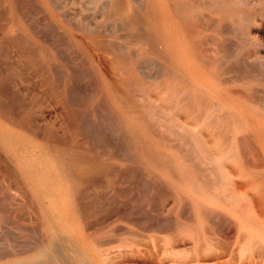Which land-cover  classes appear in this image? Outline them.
I'll list each match as a JSON object with an SVG mask.
<instances>
[{"label":"bare ground","instance_id":"bare-ground-1","mask_svg":"<svg viewBox=\"0 0 264 264\" xmlns=\"http://www.w3.org/2000/svg\"><path fill=\"white\" fill-rule=\"evenodd\" d=\"M24 1H22V4L25 3ZM252 1L40 0L42 12L46 15L45 19L48 18V22L55 26L56 30L54 26L53 30L56 33L59 32L63 35L61 36L64 37V44L67 48L65 45L64 47L60 46L61 44L54 45V47L57 48L58 52H62L63 49L61 50V47L74 51L78 61L76 62L75 58L73 60L70 59V61H75L77 64L82 62L85 65L86 71H88L91 80L94 81L95 87L91 86L93 89L91 88V92H87L89 97H84V101L82 96H80V100L79 91L76 94L79 99L74 97V102L72 101L74 98L72 99L71 95L77 92L76 89L78 90L79 88H75L77 86L73 87L75 88L74 91L69 83L58 84L61 79V73L58 74L61 69L58 68V65L56 66L59 69L56 70L58 73L53 72V69H49L48 73L45 74L48 82L43 89L44 91L48 90V95H53L52 92L54 91L61 94L62 97H59L61 98L60 102L55 105H58L59 117L57 118L56 116L57 119H55L40 116V114H37L38 110L35 102L37 100H33L32 97L27 96L16 88H11V93H9V89L4 86L2 81L8 71V69L6 71L4 68L8 66L11 68L12 64H15V67L18 66L19 58L17 59V52L16 54L14 53L15 55L11 53L13 60L10 62L12 64L10 66L9 63L4 67L5 60L2 57V51H0V242L7 243V239L3 240L8 237L7 235L11 239L9 247L0 244V264H20L25 261L37 264L36 262L40 258L39 251L50 250L53 245L56 248L58 246L60 250L66 251V253L72 250L74 252L73 257L78 260L77 264H132L134 261L133 257L136 255L134 249L126 251L124 255L118 252V243L121 242L118 234H120L121 227L116 226L115 220L118 217L114 216V213V218H111L112 221L110 220L113 225L109 229L108 234L103 237H92L90 235L92 238L89 242L80 237L75 225L76 221L80 219L86 234L95 233L94 230L98 227V224L96 225L97 222L94 223V220L90 222V217L95 212H100L105 203L111 204V206L105 204L111 210L110 212L119 213L121 208L118 211L119 208H116L118 207L116 203L121 199L122 195L125 196L127 193L126 189L122 190L119 182H125L124 179L127 177L135 179L134 176H139L138 169H142L146 177L156 176L158 181L166 178L174 185L186 189L189 193L210 198L211 201L224 205L231 212H238V218H240V215L243 218L244 215L246 216L247 213L245 214V212H249L247 191L252 188L260 192V194L264 193V188L261 187L264 182V173H253L248 171L249 168H247L248 170L244 168V163L247 160L245 161L244 157L246 155H243L246 153H242L244 148L251 146L253 139L264 143V122L260 123L259 121L261 119L264 120V97L262 94V97H260L261 92H257L256 88V85H261L264 89V60L258 64L257 68L253 65V69L257 72L256 75L253 74V77L249 76L246 78L242 76V78L239 77L236 82L232 83L228 82L229 80H224L222 74L232 71L235 65L241 69L240 66L247 59L245 58V53L253 45V42L246 36L251 32L257 15L261 13L251 9ZM19 6L21 4L18 5V8H16L17 6L12 7L16 14L19 10L21 11ZM27 6L29 7L30 5L28 4ZM30 7L32 8L33 6ZM0 16L2 18L0 20H5V17ZM35 20L38 22L37 19ZM35 20L29 19L28 22L35 30L42 33L41 35L44 39H46L45 35L48 37L49 34H52L42 28L43 26L41 27ZM11 23L13 22L11 21ZM49 25L46 26L50 27ZM3 28L5 30V26ZM4 30L3 33L5 32ZM56 33L54 34L55 36L57 35ZM0 35L2 34L0 33ZM50 38L48 37L49 41H51ZM235 38L238 39L237 42ZM4 39L8 40L7 38ZM14 39L13 37L12 40ZM16 39L19 38L17 37ZM21 39L23 38L21 37ZM5 40H0V50L1 48L3 49L2 46L4 44L7 46L8 43ZM16 41L18 42L19 40ZM21 42L18 43L21 44ZM18 43L17 45H19ZM211 47L214 48L211 49ZM40 49L33 46L28 53L22 54L26 62L25 65H31H26V68L29 66V69L30 67L34 69L36 62H46L48 59L51 60L53 58L52 53H42ZM62 54L65 55L64 52ZM22 60H20L21 63ZM56 62L54 63L55 65ZM252 63L249 62L251 64L250 68ZM54 64L52 63L53 67H55ZM18 70L15 71V74H17ZM77 72L79 73L78 70ZM54 73L55 76L59 75V78L56 77V80L58 79L57 84L54 83ZM82 73L84 74V72ZM21 75L24 74L22 73ZM43 76L41 77L44 82ZM78 76L76 77L78 78ZM202 76L211 82L200 81ZM234 77H236V74ZM77 78H74L73 81ZM229 84L235 85L240 94L237 92L235 94ZM34 85L36 86V83ZM83 87V90H87L85 86ZM257 93H259V96ZM57 96L55 95V97ZM85 98H87L86 101ZM77 100L83 102H76ZM80 106L82 107L80 108ZM69 108L80 112L78 117L75 116L77 117L75 122L68 117V114L66 115ZM75 115H77V112ZM27 136H29L28 139L26 138ZM33 138L42 140L44 145L37 146L33 143ZM154 142L157 146H154ZM166 147H171L175 151L174 155L166 152ZM255 156L259 157L258 155ZM119 161L127 164L130 168L129 172L120 171ZM228 161L233 166L235 165L234 174L229 171ZM254 164L256 166L259 165L257 162H254ZM144 175L143 177H145ZM235 176L239 178L238 185H234L233 177ZM140 177H142V173ZM161 177L162 179H160ZM257 178L262 179L259 181ZM140 179L144 180V178ZM145 187H148V185L146 186L145 184ZM143 188L142 185L141 190L144 192V197L150 196L147 191H143ZM131 190L129 189L130 193L133 194ZM123 192L126 193L124 194ZM145 193L148 195H145ZM158 193H160L159 188L154 194L157 195ZM170 193L168 194L171 196ZM128 195L126 196L129 197L130 195ZM141 195L143 194L141 193ZM133 198L135 199V197ZM161 200H158V202ZM143 201L146 200L144 199ZM155 202L157 201L155 200ZM121 205L122 207L126 206ZM137 207L139 208V206ZM156 207L154 208L156 209ZM131 209L128 208L126 210L123 208L127 213H130L135 212L136 207L134 210L133 208ZM5 212H10L11 214L14 212L19 218L26 215L27 219L23 218L25 220L29 219L34 224L30 228L32 234L29 237H24V235H20L19 231L15 230L13 235L10 233H6L5 236L2 235L3 232L5 233L9 229L8 225H17H15V220L9 221L8 228L6 227V230L3 231L6 219L3 221L2 214H5ZM198 212H203V216L208 219L210 216L208 212L214 211L207 207H201ZM213 215L211 216L214 217ZM108 216L106 218H109ZM110 216L112 217V215ZM151 216L153 217V215ZM152 217L151 220L153 219ZM212 217L208 220L213 221ZM125 218L131 220L128 216ZM165 218L167 219V217ZM10 219L13 218L10 216L8 220ZM108 220L106 219L107 222ZM169 221L168 226L172 225L169 224ZM103 225H105V222ZM165 225L167 226L166 223ZM234 226L236 225L232 224V227ZM159 227L156 229L164 230ZM170 227L173 228V225ZM215 227L218 230V224ZM165 228L167 229L168 227ZM169 228L167 229L168 231L172 230V228ZM238 229L240 230V228ZM167 230L165 233L168 236L170 233ZM172 231L173 233L170 231L171 235L173 234V237H170L172 241H169L172 248L181 244L183 240L187 241L185 238L188 239V237L186 236H191L195 239V246H209H206L209 251L203 246L208 251V254L212 252L210 251V244L217 246L216 243H213L215 237L212 239L209 234L203 237V234H199L200 230L197 226L188 225L181 220L174 225ZM21 236L25 239L23 240ZM235 236L238 241L243 239L242 241L245 243L250 239L245 232L237 231ZM215 239L214 241H216ZM222 239L217 240L220 242ZM133 240L139 245L144 242L143 239L138 240L143 241L141 243L136 242V239ZM157 240H159L158 243L160 244L161 240ZM226 241L229 242L228 240ZM149 242L151 243L152 241ZM219 242H217L218 245L221 242L223 243V241ZM230 242L229 244L227 243L228 246L226 243L221 244V247L226 245L224 247L230 250L232 245H230ZM145 243L142 245H146ZM150 243L148 245L153 242ZM131 244L129 243V245ZM184 244L186 247L187 243ZM161 245H163V242ZM245 245H242V247ZM165 246L163 245V248H161L162 246L158 245L157 247H160L162 251ZM168 246L170 245L168 244ZM188 246L186 249L191 250V247ZM217 247L219 248L220 246ZM239 248L241 249V246ZM122 249L125 248L122 246ZM155 251H158V257L160 249ZM155 251L153 250V252ZM181 251L183 252V250ZM259 251H261V248ZM156 252L153 254H156ZM218 252L221 254L220 251ZM245 252V255H247V251ZM55 253L52 252V254ZM59 253L55 254L57 257L54 256V259L57 258V262L60 260L58 255L63 256ZM190 253L192 252L190 251ZM146 254L149 255L145 250L144 255ZM181 254L183 255V253ZM185 254L181 256L185 257ZM234 254L236 255L237 252ZM256 254L258 253L256 252ZM188 255L190 256L189 253ZM200 256L202 257L201 254ZM50 259L53 261V256ZM68 259H62L63 261L61 260L59 263L67 264ZM182 259L178 256L171 260L173 264H179ZM217 261L216 263L218 264L219 261ZM57 262L55 261L54 264H57ZM159 262H161L160 259L154 258L151 263L160 264ZM234 263L236 264L235 261ZM258 263L261 264L260 262Z\"/></svg>","mask_w":264,"mask_h":264},{"label":"rangeland","instance_id":"rangeland-1","mask_svg":"<svg viewBox=\"0 0 264 264\" xmlns=\"http://www.w3.org/2000/svg\"><path fill=\"white\" fill-rule=\"evenodd\" d=\"M16 1V2H15ZM14 2H13V0L11 1V0H0V12L2 13H0V15H4V12H5V15L3 16V18L5 17V20H0V30H2V31H0V33L2 34V35H0V40H5L4 38H7L8 40L6 41L8 44H7V46H6V44H4V46L6 47V50H5V47L4 46H2L3 47V49L1 48V50L0 51H2V57L4 58V60H5V64H3V66L5 67V66H7L9 63V65L11 66V62H12V60H13V58H12V56H11V53L12 54H16V52H17V54H16V56H17V59L19 58L20 60H22V63L24 64H22L21 62H20V60L18 59V62H19V65L18 66H14L15 64H12V66H11V68H9V66L6 68H4V70H6V69H8V71H7V73H6V75H5V78L3 79V84H4V86L7 88V89H9V93H11V88H16L17 90H20L22 93H25L27 96H30V97H32L33 98V100H37V101H35L36 102V108H37V110H38V113L37 114H40V116H46V118H49V117H52V118H55V119H57L58 117H59V113H58V111H57V109H58V105L57 106H55L56 104H58L59 102H60V100H61V98H59L60 96H61V94L60 93H57V92H52L53 93V95H48V90H45L44 91V87L46 86V84H47V82L48 81H46V77H45V74L46 73H48V70L49 69H53L52 71L53 72H55V73H58V74H60L61 73V75H62V77H63V79H62V77H61V75H60V82H58V84H60V83H69L71 86H72V88L73 87H75V86H77V87H75V88H79L78 90L76 89V91L77 92H75V93H73V94H75V96H73V94L71 95V98L73 99L74 97H76V99L78 98L77 96L79 95V98H80V100H81V97L80 96H82V100L84 101V97H89L88 96V93L89 92H91V86H93V88L95 87V84H94V81L93 80H91V77L89 76V74H88V71H86L87 69L85 68V65L82 63V62H78V64L77 63H75V61L77 62L78 60V58H76V53L74 52V51H70V49H65V48H62V47H64V37H62L63 35L62 34H60L59 32H55V30H56V28H55V26L51 23V22H48L49 21V19L47 18V19H45L46 18V15L44 14V12H42V7H41V4H40V0H34V2H33V0H15ZM18 1V2H17ZM22 1H24L25 3H23L22 4ZM27 1V2H26ZM264 0H253L252 1V3H251V9H253V11H256V12H259V13H261V14H258L257 15V17H256V20H255V23L253 24V26H252V29H251V32L246 36L250 41H252L253 42V45H251L250 47L252 48H248V50H247V53H245L246 55H245V58H247V59H245L244 60V62L242 63L243 65L242 66H240L241 67V69L237 66V65H235L234 66V68L232 69V71H229V72H226V73H224V74H222V77H223V79L224 80H226V81H228V82H232V83H234V82H236V80H237V78H239V77H241L242 78V76L243 77H253L254 75L253 74H257V72H255V70L253 69L254 67H258V64H260L261 63V61L262 60H264V2H263ZM29 2V3H28ZM2 3V4H1ZM19 3V4H18ZM30 5V6H33L32 8L30 7H28L27 5L28 4ZM30 3H33V4H30ZM256 3V4H255ZM21 4V6H19V9L21 8V11L19 10V12L16 14L15 13V11H13L12 10V7H16V8H18V5H20ZM26 4V5H25ZM3 5V6H2ZM23 5V6H22ZM256 6V7H254V6ZM26 8H25V7ZM35 6V7H34ZM253 6V7H252ZM22 7H24V8H22ZM28 7V8H27ZM9 8V9H8ZM259 8V9H258ZM6 9H7V12H6ZM37 9V10H36ZM257 9V10H256ZM2 10V11H1ZM15 10V9H14ZM32 12H34V13H32ZM4 11V12H3ZM9 11V12H8ZM22 14H21V13ZM23 12H24V14H23ZM28 12V13H27ZM41 12V13H40ZM37 15H36V14ZM7 14V15H6ZM26 14V15H25ZM29 14H31V15H33V16H30L29 15V18H28V15ZM41 15H43L42 16V18H43V20H42V18H41ZM27 16V17H26ZM36 16H37V18H36ZM1 17V16H0ZM26 17V18H25ZM39 17V18H38ZM10 18V19H9ZM24 18V19H23ZM0 19H2V18H0ZM29 19L30 20H35V19H37L38 20V24H40L41 25V27L42 28H45V30H47V32H49V33H52V34H49V38L51 39V41H49L48 40V37H46V35H45V38L46 39H44L43 37H42V33L40 32V31H37V30H35V28L33 27V26H31L30 24H29ZM45 19V20H44ZM13 22V23H11V21ZM40 20H42V21H40ZM9 21H10V25H9ZM44 21H46V22H44ZM3 22H4V24H3ZM48 22V23H47ZM6 23V24H5ZM15 23V24H14ZM7 24H8V26H7ZM28 24V25H27ZM49 24H51V25H49ZM2 25V26H1ZM46 25H49L50 27H48V26H46ZM3 26H5V30H4V28H3ZM6 26H7V28H6ZM53 26H54V28H55V30H53L54 28H53ZM9 27V28H8ZM13 29H12V28ZM16 27H17V29H16ZM23 27V28H22ZM3 28V29H2ZM15 28V29H14ZM52 28V29H51ZM3 30L5 31L4 33L6 34H4L3 33ZM8 31V32H7ZM256 32V33H255ZM10 33H13V34H10ZM37 33V34H36ZM57 34L56 36L54 35V34ZM59 33V34H58ZM6 36H4V35ZM17 34V35H16ZM20 36H19V35ZM39 35V36H38ZM50 35H52V36H50ZM60 35V37H58ZM62 35V36H61ZM16 36V37H15ZM13 37L15 38L14 40H12L13 39ZM19 38V39H16V38ZM23 38V39H21L20 40V38ZM54 37H56V38H54ZM251 39H250V38ZM12 38V39H11ZM43 38V39H42ZM61 38V40H59ZM54 41H53V40ZM58 39V40H57ZM236 40V42L238 41V39L237 38H235ZM16 40H19L18 42L20 43L21 41V44H19ZM14 42V43H13ZM19 44V45H17V43ZM32 42V43H31ZM51 42V43H50ZM63 42V43H62ZM57 44H61L60 46H62L61 47V50H62V52L61 51H59L58 52V50H57V48L56 47H54V45L56 46ZM260 45V46H259ZM262 45V46H261ZM23 46H24V49H23ZM37 47V48H41L40 49V51H42V53L44 52V53H46V52H50V53H52L53 54V60L51 59V60H47L46 62H42V61H40V62H36L35 64H34V69H35V71H34V69H33V67L31 68L30 67V69H29V66H31V65H29V64H26V65H29L28 66V68H26V65H25V60H24V57H23V55L24 54H26V53H28L30 50V48H32V47ZM53 46V47H52ZM253 46V47H252ZM7 47H8V51H7ZM12 49H11V48ZM30 47V48H29ZM65 47H66V45H65ZM255 47V48H254ZM14 48H16L15 50H14ZM22 48V49H21ZM67 48V47H66ZM212 48H214V47H211V49ZM254 48V49H253ZM47 49V50H46ZM50 49V50H49ZM52 49V50H51ZM250 49V50H249ZM4 50V51H3ZM13 50V51H12ZM39 50V49H38ZM257 50V52H255ZM8 53H7V52ZM21 51V52H20ZM67 51V55L65 54V52ZM263 51V52H262ZM4 52V53H3ZM6 52V53H5ZM64 52V54L65 55H63L62 53ZM74 52V53H73ZM58 53H60V54H58ZM8 56H7V55ZM14 54V55H15ZM23 54V55H22ZM71 54V55H70ZM73 54H74V56H73ZM70 55V56H69ZM256 57H255V56ZM73 56V57H72ZM251 56V57H250ZM259 56V57H258ZM262 58H261V57ZM21 57V58H20ZM72 57V58H71ZM54 58H55V62H56V65L54 64L55 62H54ZM69 60H67V59ZM73 58H75L74 60V62H72V61H70V59L71 60H73ZM253 58V59H252ZM256 59H257V61H256ZM9 60V61H8ZM64 60V61H63ZM253 60H255V61H253ZM8 61V62H7ZM11 61V62H10ZM49 61H50V63H49ZM249 62L250 63H252V69L250 68V66H251V64H249ZM255 62V63H254ZM7 63V64H6ZM40 63V64H39ZM52 63L54 64V66L55 67H53L52 66ZM82 63V64H81ZM60 64V65H59ZM64 64H66V65H64ZM75 64V65H74ZM77 64V65H76ZM81 64V65H80ZM247 64H248V66H247ZM256 64H257V66H256ZM23 65V66H22ZM45 65V66H44ZM59 66L58 68L59 69H61V70H59L56 66ZM253 65H254V67H253ZM41 66H42V68H41ZM66 66H67V68H66ZM76 66V67H75ZM83 68H82V67ZM80 67V68H79ZM238 67V68H237ZM15 68V69H14ZM26 69V71H25V69ZM40 68H41V70H42V72H41V70H40ZM46 69V71H45V69ZM9 69H11V70H9ZM14 69V70H13ZM19 69V70H18ZM59 70L58 72L56 71V70ZM69 70V72H67L68 70ZM83 69H85V70H83ZM16 70H18V72H16L17 74H15V71ZM21 70V71H20ZM55 70V71H54ZM77 70L79 71V73L77 72ZM81 70H82V72H84V74L81 72ZM245 71V73H243L244 71ZM33 71H34V73H33ZM37 71V72H36ZM44 71V72H43ZM74 71V72H73ZM241 71H243V72H241ZM251 71H253V72H251ZM43 73L42 75H41V73ZM82 74H81V73ZM85 72H86V74H85ZM238 72V73H237ZM250 72V73H249ZM24 74V75H21V74ZM55 73H54V83H56L57 82V80H56V77L57 78H59V75H57V76H55ZM241 75H240V74ZM10 74H11V77H10ZM30 74V75H29ZM34 74V75H33ZM38 74V75H37ZM66 74V75H65ZM75 74V75H74ZM235 74H236V77H234L235 76ZM252 74V75H251ZM15 75V76H14ZM39 75H40V77H39ZM44 75V76H43ZM65 75V76H64ZM79 75V76H78ZM80 75H81V77H80ZM85 75V76H84ZM88 75V76H87ZM234 75V76H233ZM237 75H238V77H237ZM240 75V76H239ZM26 76V77H25ZM28 76V77H27ZM35 76H36V78H35ZM41 76H43L44 77V82H43V79H42V77ZM69 76V77H68ZM75 76V77H74ZM76 76H78V78L76 77ZM84 78H83V77ZM18 77V78H17ZM25 77V78H24ZM79 77H80V79H79ZM15 78V79H14ZM33 78H35V79H33ZM74 78H77V79H79L78 81H77V79H75V81H73L74 80ZM226 78V79H225ZM229 78V79H228ZM233 78H234V80H233ZM8 79V80H7ZM12 79V80H11ZM26 79V80H25ZM66 79H68V80H66ZM23 80V81H22ZM34 80V81H33ZM56 80V81H55ZM62 80V81H61ZM8 81H9V83H8ZM11 81V82H10ZM84 83H83V82ZM86 81V82H85ZM88 81L90 82L89 84H88ZM200 81H202V82H211V81H208L204 76H202L201 78H200ZM7 82V83H6ZM36 83V86L34 85ZM40 83V84H39ZM74 83V84H73ZM83 83V84H82ZM27 84V85H26ZM31 84V85H30ZM57 84V83H56ZM255 84H257V83H255ZM7 85V86H6ZM8 85H10V86H8ZM40 85V86H39ZM88 87H87V86ZM230 85V84H229ZM83 86H85V89H87V90H83L84 89V87ZM39 87V88H38ZM90 87V88H89ZM231 89H232V91L233 92H235V94H236V92L237 93H239L240 94V92H238V88L235 86V85H230L229 86ZM261 85H259V86H257L256 85V88H257V92H259L260 93V97H262V95H263V97H264V89H263V87H262V89H261ZM75 88H73L74 89V91H75ZM92 88V89H93ZM259 88V89H258ZM47 89V88H46ZM234 89V90H233ZM35 90V91H34ZM81 90H83L82 92L84 93H82L81 92ZM73 91V92H74ZM82 93H80V92ZM86 91V92H85ZM46 92V93H45ZM81 94H79V93ZM88 92V93H87ZM78 93V95L76 96V94ZM85 93H87L86 95H85ZM259 93H257L258 94V96H259ZM59 94V95H58ZM234 94V95H235ZM262 94V95H261ZM55 95L58 97H55ZM85 95V96H84ZM47 96V97H46ZM73 96V97H72ZM36 97V98H35ZM62 97V96H61ZM45 98V99H44ZM78 98V99H79ZM58 99H59V101H58ZM86 99L87 98H85V101H86ZM43 100V101H42ZM71 100V99H70ZM80 100H77L76 102H83V101H80ZM72 101H74L75 102V98H74V100H72ZM41 102V103H40ZM45 105H44V104ZM82 104H84V103H82ZM85 105V104H84ZM45 106V108H43ZM82 106H80V108H81ZM70 109V108H69ZM68 109V110H69ZM67 110V112H66V115L68 114V117L72 120V121H74L75 122V120L77 119V117H78V115H80V112L79 111H77V110H72V109H70L69 111ZM73 111H74V113H73ZM77 112V115H75L76 114V112ZM79 113V114H78ZM69 114H71L70 116H69ZM74 114V115H73ZM83 115H84V113H82ZM50 115V116H49ZM56 116H57V118H56ZM72 116H73V118H72ZM75 116H77V117H75ZM74 117H75V119H74ZM74 119V120H73ZM260 121V123H263L264 122V120L263 119H261V120H259ZM92 130V129H91ZM104 132V131H103ZM27 139L29 138V136H27L26 137ZM34 140H33V143H35L37 146H42V145H44V143L42 142V140H40V139H35V138H33ZM252 144H251V146L250 147H247V148H244V150H242V153H246V154H243V155H246V156H244L245 157V161L247 162V163H249V164H252V165H247V163L245 162L244 163V168H249V170L248 171H250V172H253V173H259V174H262V172L264 173V143L263 142H261L260 140H257V139H253L252 141ZM154 146H157V144L154 142ZM255 148H254V147ZM251 150H250V149ZM253 148V149H252ZM165 151L166 152H168V153H170V155H174V153H175V151L171 148V147H166L165 148ZM254 152V153H253ZM257 154H256V153ZM260 152V153H259ZM255 155H258L259 157H257V156H255ZM249 160H248V159ZM256 158V159H255ZM251 159V160H250ZM259 159H261V160H259ZM257 160V161H256ZM253 161V162H252ZM261 161V162H260ZM254 162H257V163H259V165L258 166H256V164H254ZM246 164V165H245ZM227 165H228V168H229V171H230V173H233L234 174V169H235V165L233 166V164L230 162V161H228L227 162ZM248 166V167H247ZM252 166V167H251ZM119 169H120V171H122V170H124V171H122V172H129L128 170H130V168L127 166V164L125 163V162H123V161H119ZM263 170V171H262ZM255 171V172H254ZM138 173H139V176H134L135 177V179H133V177L132 178H130V177H127V178H125L124 179V181L125 182H123V181H121V182H119L120 183V186H122L121 188H122V190H127L126 192H123L124 194H125V196H121V199H119L118 200V202L116 203L117 205L116 206H118V207H116L117 209L119 208V210L118 211H120V208H121V211L123 210V208L124 209H128V208H133V210L135 209V207H136V210H135V212H126V210H123L122 212L120 211L119 213L118 212H110L111 210L107 207V206H111V204H109V203H105L106 205L107 204H109V205H107V206H105V204H104V207H103V209L100 211V212H95L94 213V215L92 216V217H90V222H93V220H94V223L95 222H97L96 223V225L98 224V227L94 230V232L95 233H92V234H86V232H84V230H83V228H82V222H81V220L79 219V220H77L76 222V227H77V233H79V235H80V237L81 238H83L85 241H87V242H89L90 240H91V238L92 237H103V236H105V235H107L108 234V231H109V229L112 227V225H113V223H110V220H111V218L113 219L114 218V216H116V217H118L116 220H115V224H116V226H118L121 230L123 229V231H121L120 230V234H118V236H119V238H121V242L120 243H118V252L119 253H122V255H124V253L127 251H130L131 249H134L135 250V254L136 255H134V257H133V262H132V264H152L151 262H152V260L155 258V259H160V261L161 262H159L160 264H173V261L171 260L172 258H174V257H178V256H180L181 258H183L182 259V261L179 263V264H215L216 263V261L218 262V264H235L234 263V261L236 262V264H257L258 262H260L261 264H264V252H263V249H264V193L263 194H260V192H257L256 190H254V189H252V188H250L248 191H247V201H248V203H249V212H245V214H246V216H248V217H246L245 215H244V218H243V216H241L240 215V218H238L239 216H238V212H231L228 208H226L224 205H221V204H217V203H214V201H211L210 200V198H206V197H203V196H201V195H198V194H192V193H189L188 191H186V189H183V188H180V187H178L177 185H174L170 180H168V179H166V178H164V179H162V177L160 178V179H162V180H160V181H162V182H160V181H158L157 179V177L156 176H149V177H146V175H144V173H143V171H142V169H138ZM141 173H142V177H140V175H141ZM143 175L145 176V177H143ZM140 178H144V180L142 179H140ZM145 178H147V179H145ZM234 178V185H238L239 183V178L238 177H233ZM127 179H129V180H127ZM130 179H132V180H130ZM257 179H259V178H257ZM262 178H260L259 179V181L261 180ZM164 180V181H163ZM132 181H133V183H132ZM142 181H144V182H142ZM148 181V182H147ZM136 182V183H135ZM139 184H138V183ZM147 182V183H146ZM152 182V183H151ZM146 184V186L148 185V187H145V184ZM264 183V182H263ZM262 183V185H261V187H263L264 188V184ZM149 184H150V186H149ZM164 184H165V186H164ZM142 185H143V187L145 188H143V191L145 190V191H147L148 192V194H150V196H145L144 197V192H142ZM163 185V186H162ZM172 188H171V187ZM159 188V192L160 193H158L157 195H155L154 194V192L157 190V188ZM166 189H165V188ZM161 188V189H160ZM170 189V190H168V189ZM129 189L132 191V193L133 194H131L130 193V191H129ZM150 189V190H149ZM150 192H149V191ZM163 190H164V192H163ZM165 190H167V191H165ZM137 193H136V192ZM161 191H162V193H161ZM146 192V193H147ZM167 192V193H166ZM169 192H171L170 194H171V196L168 194ZM178 192V193H177ZM135 193V194H134ZM141 193L143 194V195H141ZM145 193V195H148V194H146ZM130 196H129V195ZM139 194V195H138ZM160 194H162L161 196H160ZM167 196H166V195ZM180 194V195H179ZM126 195H128L129 197H127ZM134 195V196H133ZM136 195V196H135ZM138 195V196H137ZM181 195H182V197H181ZM131 196H133V197H135V199L133 198V197H131ZM155 196V197H154ZM158 196V197H157ZM160 196V197H159ZM163 196V197H162ZM165 196V197H164ZM174 196V197H173ZM126 197V198H125ZM143 197V198H142ZM154 197V198H153ZM141 198V199H140ZM137 199V200H136ZM139 199V200H138ZM146 200V201H143V200ZM157 201V202H155V200ZM160 199H162L161 201H159L158 202V200H160ZM121 200V201H120ZM128 200V201H127ZM177 200V201H176ZM140 201H141V203H140ZM119 202H120V204H119ZM141 204V206H140V204ZM142 202H145V203H147V204H145V203H142ZM161 202H162V204H161ZM129 203V204H128ZM157 203V204H156ZM186 203V204H185ZM121 204H123V205H126V206H123L122 207V205ZM144 204V205H143ZM156 205V206H158V207H160L161 208V210H160V208H157L156 206H154V205ZM176 204V205H175ZM134 205V206H133ZM145 205H146V208H145ZM160 205V206H159ZM187 205V206H186ZM199 205V206H198ZM200 205H202L201 207H207V208H209V209H211V210H213L214 212H208L209 214H210V216L208 217V219H211V215H213L214 217H212L213 218V221H211V220H208L206 217H204L203 216V212H198L200 209H201V207H200ZM130 206V207H129ZM137 206H139V208L137 207ZM152 206V207H151ZM106 207H107V209H106ZM154 207H156V209L154 208ZM140 208H142V209H140ZM195 208V209H194ZM155 209V210H154ZM174 209V210H173ZM185 209V210H184ZM149 210V211H148ZM173 210V211H172ZM181 210H182V213H181ZM190 210V211H189ZM195 210V211H194ZM129 211V210H128ZM131 211H132V209H131ZM145 211V212H144ZM189 211V212H188ZM111 214H110V213ZM126 213V215H125V213ZM147 212V213H146ZM183 212H185L186 213V215H185V213H183ZM188 212V213H187ZM191 212V214H189ZM232 214H230V213ZM10 212H5V214H2V218H3V221L6 219V221H8V222H6V221H4V223H5V225H4V229H3V231L4 230H6L5 228L7 227V225L9 224V221H12V220H15L16 221V223L15 222H12V223H15V225L16 226H13V224H11V225H8L9 226V229H7V231H9V232H3L2 233V235H6V233H10L11 235H13V233H14V231L16 230V231H19L20 232V235H24V237H29L31 234H32V230L30 229L32 226H34V224H33V222L31 223V221L28 219V220H25V219H27L25 216L26 215H24L23 217L25 218H23L22 216H21V218H19L16 214H14V212H12V214L10 213ZM113 213H114V216H113ZM118 215H117V214ZM157 213V214H156ZM160 213V214H159ZM6 214H8V215H6ZM116 214V215H115ZM144 214V215H143ZM147 214V215H146ZM149 214H151V215H153V217L151 216V215H149ZM195 214V215H194ZM12 215H14L13 217H12ZM102 215H103V217H102ZM109 215V216H108ZM110 215H112V217L110 216ZM157 215V216H156ZM171 215V216H170ZM185 215V216H184ZM200 215H202V216H200ZM11 216V218H13V219H10V220H8L9 219V217ZM106 216H108L109 218H106ZM130 217L131 218V220H127L125 217ZM149 216V217H148ZM171 218H169V217ZM180 216H182V217H180ZM190 216V217H189ZM16 217H17V219H16ZM143 217V218H142ZM146 217V218H145ZM151 217L153 218L152 220H151ZM165 217H167V219L165 218ZM221 217V218H220ZM103 218V219H102ZM105 218V219H104ZM148 218H150V220H148ZM158 218V219H157ZM163 220H162V219ZM218 218V219H217ZM248 218H250V219H248ZM19 219H21V220H19ZM106 219H109L108 220V222L106 221ZM144 219V220H143ZM145 219H146V221H145ZM161 219V220H160ZM225 219V220H224ZM243 220V221H245V222H242L241 220ZM19 220V221H18ZM96 220H98V221H96ZM143 220V221H142ZM155 220V221H154ZM170 220V221H169ZM182 221V222H184V223H187L188 225H195V227L197 226V228H199V230H200V232H199V234H203V237L204 236H207V234H209V235H211L212 237V239L215 237V238H217V239H222V240H220V242L221 241H223V243L221 242V244H224V243H226V245H227V243L229 244V242H230V240H231V242H230V245H231V247H230V250H229V248L228 249H226L227 247H224V246H226V245H222V247H221V244H219L218 245V243L217 242H219V240H217V239H215L216 241H214V239H213V243L215 244H217V246H220L219 248L216 246L215 247V245H213V244H210V251H212V252H210L209 254H208V248L207 247H209V246H207V245H200L201 246V248H199L200 246H195V244H194V238L193 237H191V236H186V237H188V239L187 238H185L187 241H182L181 242V244H178L176 247H173L172 248V245H171V242H169V241H172L171 240V238L170 237H173L172 235H171V232L173 233V228H174V225L178 222V221ZM216 220H217V222H216ZM219 220V221H218ZM224 220V221H223ZM250 220H252V221H254V222H250ZM17 221H18V223H17ZM112 221V220H111ZM140 221V222H139ZM161 221V222H160ZM166 221V222H165ZM168 221H169V224H172L173 225V228L172 227H170V226H172V225H170V226H168ZM208 221H210V222H208ZM222 221V222H221ZM226 221V222H225ZM229 221V222H228ZM22 222H23V224H22ZM104 222H105V225H103L104 224ZM154 222V223H153ZM157 222V223H156ZM198 222H200L199 224H198ZM224 222H225V225H224ZM228 222V223H227ZM21 223V225H23V226H21V225H19ZM29 223V224H28ZM100 223V224H99ZM102 223V224H101ZM135 223V224H134ZM139 223V224H138ZM144 223V224H143ZM165 223L167 224V226L165 225ZM222 225H221V224ZM231 223V224H230ZM252 223V224H251ZM254 223V224H253ZM26 224H28V225H26V227H25V225ZM33 224V225H32ZM35 224H36V222H35ZM150 224H151V226H150ZM211 224H213V225H211ZM214 224H216L215 226H217V224H218V230H217V228L214 226ZM229 224V225H228ZM232 224L233 225H236V226H234V227H232ZM30 225V226H29ZM100 225V226H99ZM163 225V227H161ZM201 226V228H200V226ZM207 227H206V226ZM221 225V226H220ZM245 225V226H244ZM256 225H258V226H256ZM11 226H13V227H11ZM126 226V227H125ZM131 226V227H130ZM160 226V227H159ZM204 226H205V228H204ZM213 226V227H212ZM220 226V227H219ZM223 226V227H222ZM11 227V228H10ZM18 227V228H17ZM24 227H25V229H24ZM27 227H29V228H27ZM157 227H159V228H163L164 230L162 231V230H158V229H156ZM165 227H170L169 229H171L172 228V230H170V231H168ZM8 228V227H7ZM125 228V229H124ZM126 228H128L127 230H126ZM132 228V229H131ZM144 228V229H143ZM155 228V229H154ZM215 228V229H214ZM224 228V229H223ZM238 228H240V230L238 229ZM260 228V229H259ZM28 229H30V230H28ZM131 229V230H130ZM207 229H209V230H207ZM213 229V230H212ZM221 229V230H220ZM234 229H235V231H234ZM253 229V230H252ZM13 230V231H12ZM133 230V231H132ZM141 230V231H140ZM153 230V231H152ZM166 230L170 233V235H166ZM222 230H224V231H222ZM129 231H130V233H129ZM162 231V232H161ZM202 231V232H201ZM218 231V232H217ZM222 231V232H221ZM232 231H234L235 232V234H234V232H232ZM237 231H239V232H241V233H243V232H245L246 233V236H248V238H250L248 241H247V243H245V242H243L242 240V237H241V241L243 242H241L240 241V239H239V241L236 239V232ZM207 232V233H206ZM212 232H213V234H212ZM220 232V233H219ZM258 232V233H257ZM211 233V234H210ZM248 233V234H247ZM260 233V234H259ZM138 234V235H137ZM157 234V235H156ZM223 234V235H222ZM257 236H256V235ZM90 235H92V237L90 236ZM154 235V236H153ZM218 235V236H217ZM234 235V236H233ZM253 235H255V236H253ZM259 235V236H258ZM8 237L7 238H5V239H3L4 241L7 239V243H2V242H0V244H4V245H7L8 247H9V245L11 244V243H9V241L11 240L10 239V237H9V235H7ZM152 236V237H151ZM157 236V237H156ZM261 236V237H260ZM24 237H22L21 236V238L24 240L25 238ZM128 237V238H127ZM140 237V238H139ZM145 237V238H144ZM168 237V238H167ZM190 237V238H189ZM228 237V239H226ZM235 237V238H234ZM1 238V237H0ZM124 238H126V239H124ZM139 238V239H138ZM156 238V239H155ZM165 238V239H164ZM234 238V239H233ZM133 239H136V242H139V243H141V242H143V243H145L146 245H142V244H136L135 243V241L133 240ZM142 240L143 239V241H138V240ZM148 239V241H146ZM153 239V240H152ZM155 239V240H154ZM157 239H160L161 241V243L159 244L158 242H159V240H157ZM225 239V240H224ZM190 240V241H189ZM192 240V241H191ZM226 240H228L229 242H227ZM233 240V241H232ZM126 241V242H125ZM149 241H152L151 243L149 242ZM156 241V242H155ZM225 241V242H224ZM249 241H252V242H249ZM124 242V244H122ZM132 243L131 245H129V243ZM162 242H163V245L165 246H168V244L171 246H168L167 248H169V249H167L166 248V246L164 247V249L161 251V248H163V245H161L162 244ZM219 242V243H220ZM237 242H239L238 243V245L239 244H241V245H237ZM255 242V243H254ZM151 244V245H148V244ZM158 243V244H157ZM165 243V244H164ZM168 243V244H167ZM184 243H187L186 244V247H185V244ZM254 243V244H253ZM136 244V245H135ZM157 244V245H156ZM188 244H189V246L191 247V252L192 253H190V251L189 250H187L186 248H187V246H188ZM244 244H246L245 246H243L242 247V245H244ZM253 246H252V245ZM258 245V246H256V245ZM148 245V246H147ZM162 246L161 248L160 247H157V246ZM234 245H236V246H234ZM122 246L125 248V249H122ZM127 246V247H126ZM129 246V247H128ZM141 246V247H140ZM149 246H153L152 248L151 247H149ZM188 246V247H189ZM203 246L204 247H206V249L208 250H205L204 248H203ZM228 246V245H227ZM241 246V249L239 248ZM251 246H252V248H251ZM98 248H100L99 246H97ZM107 247V246H106ZM135 247V248H134ZM144 247V248H143ZM155 247H156V249H155ZM246 248V250H245V248ZM256 247V248H255ZM119 248H120V251H119ZM128 248H130V249H128ZM148 248V249H147ZM154 248V249H153ZM160 249V251H159V256L157 257V255H158V251L156 252L155 250H159ZM166 248V249H165ZM196 248H198V249H196ZM216 248H218V249H216ZM236 248V249H235ZM251 248V249H250ZM259 248V249H258ZM260 248H261V251H259L260 250ZM60 250L59 248H58V246H57V248H56V246H52V249H50V250H42V251H39V257L41 258H39V263L38 262H36L37 264H41L42 263V261L45 259V261H43V263L45 264H49L50 262H52L53 263V261L55 260L56 262H57V258L56 259H54L55 257H57V256H55V254L57 255L60 251H61V253H59L60 255H65L64 256V258H63V256H59L58 255V258L60 259L58 262H57V264H63V263H59L62 259H68V257H69V259H68V262H67V264H70V262H72L73 264L75 263V264H77V259L76 258H74L73 256H74V252L72 251V250H70V251H67V253H66V251L64 252V251H62V250H60V251H57V250ZM122 249V250H121ZM144 249V250H143ZM156 252V254H153V253H155V252H153V250ZM183 250V252L181 251V250ZM199 249H200V251H199ZM202 249H204V251H202ZM221 249V250H220ZM225 249V250H224ZM233 249V250H232ZM238 249H239V252H238ZM252 249H256V250H252ZM57 252H56V251ZM145 250L148 252V254L149 255H144L145 254ZM151 250H152V252H151ZM171 250V251H170ZM174 251V253H173V251ZM178 252H177V251ZM186 250V252H184ZM196 252H195V251ZM216 250V251H215ZM220 251L221 252V254H219V252L218 251ZM223 250H224V252H223ZM226 250H229V251H226ZM254 252V254H256V252L259 254V256H261L260 258H261V260H259V259H257L259 256H258V254H256V255H254L253 254V252ZM72 251V252H71ZM122 251V252H121ZM124 251V252H123ZM164 251V253H162ZM166 251H167V253H166ZM170 251V252H169ZM178 253H176V252ZM180 251H181V253H183V255H184V253H186L185 254V257H182L183 255L180 253ZM200 253H199V252ZM214 251H215V253H216V255H214L215 253H214ZM226 251V252H225ZM245 251H247V255H245L246 254V252ZM260 253H259V252ZM52 252L53 253H55V254H52ZM142 252V253H141ZM162 254H161V253ZM172 252V253H171ZM190 254V256L193 254V256H187V254L188 253ZM203 252H205V253H203ZM231 255H229L228 253ZM237 252V254L235 255L234 253H236ZM245 252V253H244ZM251 252V253H250ZM166 253V255L164 256V254ZM169 253V254H168ZM203 253V254H202ZM214 253V254H213ZM161 254V255H160ZM198 254H199V256H198ZM200 254L202 255V257L200 256ZM204 254H206V256H204ZM212 254V255H211ZM219 254V255H218ZM260 254H262V255H260ZM53 256V261H51L52 259H50V257L52 258V256ZM144 255V256H143ZM151 255V256H150ZM182 255V256H181ZM55 256V257H54ZM237 258H236V257ZM245 256H247L246 258H245ZM249 256H250V258H249ZM60 257H62V258H60ZM66 257V258H65ZM160 257V258H159ZM165 259H164V258ZM167 257V258H166ZM225 258V259H224ZM237 259V260H235V259ZM241 258H243V259H241ZM249 258V259H248ZM72 259V260H71ZM164 259V260H163ZM220 259V260H219ZM231 259H233V260H231ZM245 259V260H244ZM247 259V260H246ZM256 261H255V260ZM41 260V261H40ZM74 260V261H73ZM228 260H229V262H228ZM241 260V261H240ZM50 261V262H49ZM55 261H54V263H55ZM63 261V260H62ZM146 261V262H145ZM202 261V262H201ZM213 261H214V263H213ZM222 261H224L223 263H222ZM243 261V262H242ZM258 261V262H257ZM65 262V261H64ZM227 262V263H226ZM241 262V263H240ZM251 262V263H250ZM42 263V264H43ZM51 263V264H52ZM53 263V264H54ZM71 263V264H72ZM79 263H81V262H79ZM20 264H35V263H31V262H29V261H25V262H21ZM217 264V263H216ZM259 264V263H258Z\"/></svg>","mask_w":264,"mask_h":264}]
</instances>
